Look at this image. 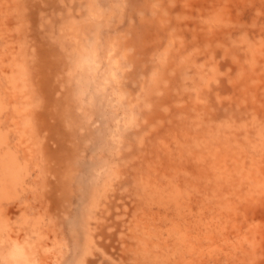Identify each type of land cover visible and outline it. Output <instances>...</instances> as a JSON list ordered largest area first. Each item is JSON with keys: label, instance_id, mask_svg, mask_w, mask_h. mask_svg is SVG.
<instances>
[{"label": "rangeland", "instance_id": "rangeland-1", "mask_svg": "<svg viewBox=\"0 0 264 264\" xmlns=\"http://www.w3.org/2000/svg\"><path fill=\"white\" fill-rule=\"evenodd\" d=\"M0 264H264V0H0Z\"/></svg>", "mask_w": 264, "mask_h": 264}]
</instances>
